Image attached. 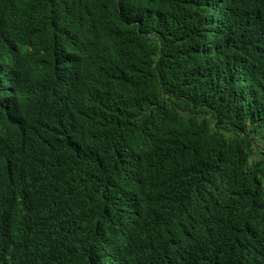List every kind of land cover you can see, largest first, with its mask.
Masks as SVG:
<instances>
[{
    "label": "trees",
    "instance_id": "obj_1",
    "mask_svg": "<svg viewBox=\"0 0 264 264\" xmlns=\"http://www.w3.org/2000/svg\"><path fill=\"white\" fill-rule=\"evenodd\" d=\"M0 206V264H264V0H0Z\"/></svg>",
    "mask_w": 264,
    "mask_h": 264
},
{
    "label": "clouds",
    "instance_id": "obj_2",
    "mask_svg": "<svg viewBox=\"0 0 264 264\" xmlns=\"http://www.w3.org/2000/svg\"><path fill=\"white\" fill-rule=\"evenodd\" d=\"M225 19H226V26L223 27L219 31V36L221 39H224L225 36L230 32V30L235 29V26L238 24L237 19V12L233 10H226L225 13ZM63 61V62H62ZM90 63H84L80 59L78 55H76L73 52L66 53L63 57H61L59 60L56 61V64L52 67V73H53V85H54V94L57 96H61L64 93H67V90L71 89V85L69 83V76L71 74L80 73V69L85 66H89ZM166 180L160 179L159 181H155L154 185L155 187H160L166 184ZM169 198V197H168ZM138 200V199H137ZM174 206L166 213V215H162V220H168L171 218H175L174 228L177 229V232L175 233H186L189 232L192 228L193 220H194V213L190 210L185 209V206L182 207L181 200H178L177 198L173 199ZM163 210H158L156 213L157 217H160V213L162 214ZM120 218L119 220L132 216V211L130 208L124 206L119 211ZM134 218L123 220L122 222H116L118 220L112 221L116 222L113 223L110 227L104 229V231H100V235L94 240L93 247H96V259L98 258L100 252H112L114 250V246L110 245L112 244L111 238L113 237V231L112 226L128 221H133ZM110 222V223H112ZM109 223V224H110ZM21 223L12 217L11 215L7 214L3 208L0 206V234H6L7 229L9 227H20ZM103 229V228H102ZM173 232V231H171ZM173 239L176 240L174 236H172ZM177 241V240H176ZM178 243V242H177ZM179 244V243H178ZM192 245V244H191ZM179 247L181 249L184 247H189L185 243H183V246L179 244ZM22 249L27 253L31 254L34 252H41L44 253L47 257L55 253L54 251V245L52 242H50L48 239L46 241H36V245L33 247H22ZM194 249V248H193ZM104 261H98V264H113L111 258L103 257ZM178 261V260H177Z\"/></svg>",
    "mask_w": 264,
    "mask_h": 264
}]
</instances>
